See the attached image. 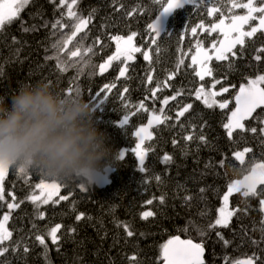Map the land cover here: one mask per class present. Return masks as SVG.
<instances>
[{"label":"trees","instance_id":"obj_1","mask_svg":"<svg viewBox=\"0 0 264 264\" xmlns=\"http://www.w3.org/2000/svg\"><path fill=\"white\" fill-rule=\"evenodd\" d=\"M166 0H77L72 11L83 18L92 15L91 23L87 29L78 33L69 43V51H75L78 45L93 46L95 55L91 57L92 66L88 67L83 75L75 79L71 86L81 88V96L89 101L93 107V121L97 128L104 133L105 142L111 152L101 169L109 165L112 168L110 180L100 186L96 183L89 185L77 178L61 180L66 187H62L58 195L52 200H59L60 196H67V200H60L58 204L39 205V210L45 212V218L37 217V205L26 198L38 194L41 189L35 185L44 176L39 170L32 169L27 177L18 176L10 171L3 182L4 200H0V219L8 212V229L13 233L11 242L5 246L10 250L0 256V264H129L133 253L138 255V264H160V246L172 236L182 239H193L200 242L201 237L185 226L189 220H196L204 224L208 219H215L216 209L220 207L219 196L226 191V185L233 179H240L254 163L264 162V134L259 131L241 133L237 130L234 137L229 139L222 124L226 122L227 115L236 107L235 96L242 83H247L246 77L264 73V52L261 61L254 56L257 49L264 47V31H259L253 38H246L243 49H236L238 57L230 55L228 61H217L215 57L209 60L211 76L203 80L195 75L196 67L192 64L191 56L196 50V43L212 49L213 42L218 44L221 34L217 32L206 33L198 30L193 37L191 28L204 21L211 25L221 19L220 14L214 17L207 15V8L221 6L224 17L230 19L227 0H211V3L202 4L198 9L186 5L183 9L174 10L166 19L163 27L166 30L158 38V50L149 48V35H154L147 29V25L155 19ZM247 3V0H239ZM56 3L50 0H32L31 4L22 12L21 18L0 31V96L10 100L13 93L22 84H33L39 80L51 82L58 90H66L70 86V78L76 77V69H69L61 74L56 69L55 60H46V56L53 54L51 45L64 37L70 36L76 22L67 17V4L57 8ZM260 4V3H257ZM122 6V7H121ZM133 8L138 9L132 17L127 12ZM120 9V10H118ZM65 13L62 18L61 13ZM246 9H233L232 14L242 15ZM57 19L68 27L61 31L56 30L52 35L51 24ZM25 27L36 26L35 31L23 32L21 22ZM47 23V27L43 25ZM251 23H256L253 21ZM137 32L134 43L143 50H150L151 63L145 61L141 53H135V59L128 62V71L125 77L117 79L119 68L123 66L120 61H114L112 66L103 74L99 73L98 65L112 55L116 50L110 35L127 36ZM16 37L18 43L12 42ZM99 38L100 43H96ZM17 49L19 53L17 54ZM46 49L48 51L46 52ZM67 60L68 57L64 56ZM88 59V57H85ZM183 60L177 70V63ZM153 74L151 84L147 81V73ZM175 73L174 78L167 80L169 73ZM94 73V74H93ZM167 80L168 87L164 86ZM214 80L216 84L213 89ZM160 89L156 97H152L151 89ZM115 84L116 87L107 94L108 98L95 97L104 84ZM201 84L208 91L219 92L227 87L229 91L215 97L217 101L228 100L227 109L215 106L211 109L190 95ZM128 92L121 96L123 90ZM176 96L169 100L167 105L161 102L165 97ZM146 98V99H145ZM144 100L145 112L138 108V103ZM192 104V109L180 118L175 119L176 112L185 104ZM165 109L163 115L170 117L166 123L153 126L152 140H146L144 146L149 148L145 157L144 171L140 166L132 149L136 144L135 130L145 124L150 114L160 115V109ZM134 114V115H133ZM125 115H129L126 125L119 122ZM255 115L264 117V109ZM202 129L200 125L205 124ZM184 125V127H181ZM195 125V128H192ZM256 126L259 122L248 120L246 127ZM195 135L204 134L208 144H201L199 140L187 142L183 137L188 132ZM177 144H173V140ZM244 148L252 149L245 153V163L242 165L233 156L234 152ZM122 149H126L124 157L119 158ZM167 153L173 157L169 163L162 162L163 155ZM224 160L221 167L219 162ZM209 165V167H205ZM159 176L160 180L156 177ZM83 183L86 190L81 191L79 185ZM204 187V199L200 198L199 189ZM8 193H14L15 201ZM193 195L194 199L186 204L185 195ZM163 195L165 203L160 204L156 199ZM153 199V204L145 202ZM18 203L20 206L9 210L8 203ZM247 207L246 213H238L228 228L217 229L222 232L230 243L225 246L218 240L215 233L205 238L206 264H233V262L255 253L260 257L259 264H264V241H261V220L264 214L259 211L257 198H249L244 202L240 194L230 197V207ZM154 211L156 215L147 220L141 219L144 211ZM206 216L201 217L200 213ZM84 213L82 220L76 221L75 216ZM118 222L131 226L134 236L127 237L123 227ZM62 224L59 233L62 239L59 251L47 240L48 249L39 245L35 235L46 232L47 228L55 224ZM35 225V227H33ZM69 228H75V233H69ZM143 233V235H141ZM260 241L253 244L252 241ZM20 245L15 252L11 251ZM29 248L24 252V246ZM45 255L47 259H45ZM228 258L227 260L225 258Z\"/></svg>","mask_w":264,"mask_h":264},{"label":"snow or ice","instance_id":"obj_2","mask_svg":"<svg viewBox=\"0 0 264 264\" xmlns=\"http://www.w3.org/2000/svg\"><path fill=\"white\" fill-rule=\"evenodd\" d=\"M32 0H0V31H3L5 26L12 24L16 20L21 18L22 12L31 4ZM52 3H56V0H50ZM66 0H59V3L56 4L57 8H61L65 6ZM159 2V0H157ZM211 3V0H166L165 3L162 4V8L159 11L158 15L155 16V19L152 20L151 23L147 25V29L154 33V35H149L148 39L150 40L149 48L156 47L158 50V38L166 32L161 26V17L172 13L174 10L183 9L186 5H192L194 9H198V7L202 4ZM223 3V0H221ZM231 6L228 8V12L230 15V23H225V17L223 13V8L221 6H213L207 8V15L209 17H214L216 14H220L221 19L218 23H212L211 25H206L204 21H200L199 24L195 27L191 28V32L193 37L195 38L198 30L206 33L213 32H221L225 39L220 41V46H216V42H213L212 49H214V56L217 61H228L230 59V55L233 58L238 57V52L236 49L239 47L243 49L246 45V38H253L255 34L259 31L264 30V0H247V3H240L239 0H227ZM260 3L261 6L256 7L255 4ZM77 4V0H71L70 4H67V8L69 11L67 12V17L74 19L76 22L72 25L74 31H72L70 36L64 37L60 40H56L52 45L51 49L53 54L50 56H46V60H55L56 61V69L61 73H67L69 69H76L77 75L76 77L70 78V86L67 87L66 90H62L65 95H81L80 87L71 86L75 79H78L80 75H83L86 69L91 64V57L95 55L93 51V46L83 47L82 45H78L75 51H69V43L73 41V38L77 36L78 33L83 32L87 29L88 25L91 23L92 15L87 18H83L78 15L76 12L72 11L74 5ZM122 7V6H121ZM233 9H246L247 12L245 15H235L232 14ZM120 10V9H118ZM138 11V9L133 8L132 11L127 12L128 17H132L133 14ZM259 14V15H257ZM65 13H61V17L63 18ZM258 20L257 26H252L251 22ZM47 27V23L43 25ZM245 26L250 27V31H245ZM68 26L62 22V19H57L54 23L51 24V28L53 30L52 35H56V30H65ZM21 29L23 32L35 31L36 26L33 25L31 28L25 27L23 21L21 22ZM138 36L137 32H131L126 37L123 35H110L109 39L115 42L116 50L109 55L106 60L98 65L99 73H105L113 64L114 61H120L123 66L119 68V73L117 79L121 77H125L128 71V62L135 59V53H141L145 61L151 63L152 56L150 55V50H143L141 47H138L134 43V38ZM13 43H18L16 37H12ZM96 43L99 44V38L96 39ZM19 49H17V54L19 53ZM48 49H46V52ZM260 52H264V47L257 49V53L254 56L256 61H261L262 56L259 54ZM230 54V55H229ZM64 56H67L68 59H63ZM88 57V59H85ZM192 64L197 65L199 70L195 72V75L203 80L205 76L212 75V69L207 66V62L212 59V54L202 48L201 43L197 41L196 43V53L192 55ZM183 64V60L181 59L177 63V70L180 65ZM94 74V73H93ZM175 73H169L167 80L174 78ZM154 77L151 72L147 73V81L149 84L153 81ZM167 80L164 82V86L168 87ZM247 83H242L240 85L239 91L235 96L236 107L231 110V112L227 115L226 122L222 124L223 129L226 132V135L229 139L234 137V133L239 130L241 133L251 132L253 134L259 131L260 134H264V117L259 115H255L258 110L264 109V73L256 74L253 77H246ZM51 83V82H50ZM221 83L219 80H214L213 89L216 84ZM160 83H157L156 88L151 89L152 97H156L157 92L160 89ZM116 87L115 84H104L100 91L96 92L95 97H101L103 95L104 98H108L107 94L110 93ZM229 91V88L223 87L220 89V92L216 91H208L205 89L204 85L201 84L198 88H195L190 95H194L195 99L201 101L205 107L211 109L215 106H218L220 109H227L229 105L228 100H224L222 102L217 101L215 97L221 95L222 93H226ZM128 92V89L125 88L121 93L123 96ZM180 92H177L176 95L172 97H165L161 102L163 105H167L169 100H175L177 95H180ZM146 99V98H145ZM192 104H185L179 108L176 112L175 119L179 122L181 117H184L190 109H192ZM138 108L148 111L146 108L144 100H141L138 103ZM160 115L153 113L146 126H141L137 128L134 135L137 137L138 142L132 151L135 153L136 158L140 164V171H144L145 157L148 154L149 148L144 146V142L146 140L153 139V133L150 129L153 126H158L166 123L170 117L163 115L165 109L161 107ZM134 115V114H133ZM255 120L259 122V128L256 126L246 127V122L248 120ZM129 121V115H125L122 120H120L121 125H126ZM206 126L205 124L200 125V128ZM184 127V125H181ZM195 125H192V128H195ZM183 139L187 142L199 140L201 144H208V139L204 134H199L198 136L193 134V132H188ZM172 143L175 145L177 141L174 139ZM252 149L244 148L243 151H237L233 153V156L237 161H239L242 165L245 161V153L251 152ZM125 152L122 150L119 154V158H123ZM173 157L167 153H165L162 157V162L169 163L172 161ZM220 166L224 165V160L219 162ZM205 167H209V165H205ZM15 171L18 176L27 177L28 173L32 169H24L22 167H17L14 165H8L4 163H0V200H4V190H3V182L5 177L10 173V171ZM157 180H160V177H156ZM62 187H66V185L61 180L51 179L49 181H45L43 178L39 183L35 185V188L41 189V195H29L26 199L31 201L33 204H36L37 207V217L39 219L45 218V212L39 210V205L41 204H49L51 201L53 204H58L60 200H67V196H60L59 200H52V196L59 192ZM80 190H86L85 184L81 183L79 185ZM207 191L206 188L201 187L199 189L200 198L204 199V193ZM46 193V194H45ZM233 194H240L245 203L249 198H257L259 202V211L264 214V162L254 163L251 168L247 171V174L243 175L242 179H233L229 181L226 185V191L223 192L222 196H219L221 201V205L216 209L215 219H208L206 223L201 224L196 220H189L185 226V231L189 229L194 230L197 235L201 237L200 242H195L193 239H184L182 240L180 236H172L169 240H167L164 244L160 246V256L159 260L162 261V264H206L203 259L206 248H205V238L209 237L211 233H215V236L218 240L223 241L224 245L227 246L230 242L224 238L221 231L217 230L220 228H228L231 224L232 219L237 216L238 213H246L247 207L241 208L239 206L230 207V197ZM8 195L12 196L13 201H15L14 193H8ZM159 200L160 204L165 203V197L161 195L156 198ZM184 201L186 204L190 203L194 196L189 194L184 196ZM147 205L153 204V199H149L145 202ZM20 205L18 203L12 202L8 203L7 207L11 211L15 208H18ZM156 213L154 211H144L140 214L141 219L147 220L149 217H154ZM203 218L206 216L205 212L200 213ZM84 213H79L75 216L76 221H80L84 218ZM9 220V214L6 213L2 219H0V256L5 255L10 248L6 247V242H11V238L13 233L5 227L6 222ZM261 241H264V219L261 220ZM118 226L123 227L124 232L127 237L134 236V232L131 229V226L118 222ZM35 227V225L33 226ZM63 228L62 224H55L54 226H50L47 228L46 232L38 233L35 235V240L41 245L45 252L48 249L47 240L50 239L52 245L56 246L57 251H59V244L62 239V236L59 234L61 229ZM75 228H69V233H75ZM143 235V233H141ZM260 241L253 240V244H258ZM20 241L16 242V247H12L11 251L15 252L17 247L20 245ZM29 248L25 245L24 252L27 253ZM45 259L47 256L45 255ZM129 259V264H138V255L133 253ZM228 259L227 257L225 258ZM260 257H258L255 253L252 256L247 257L243 260H238L233 262V264H259Z\"/></svg>","mask_w":264,"mask_h":264},{"label":"clouds","instance_id":"obj_3","mask_svg":"<svg viewBox=\"0 0 264 264\" xmlns=\"http://www.w3.org/2000/svg\"><path fill=\"white\" fill-rule=\"evenodd\" d=\"M110 152L83 96L45 80L20 85L10 100L0 96V163L92 185Z\"/></svg>","mask_w":264,"mask_h":264},{"label":"rangeland","instance_id":"obj_4","mask_svg":"<svg viewBox=\"0 0 264 264\" xmlns=\"http://www.w3.org/2000/svg\"><path fill=\"white\" fill-rule=\"evenodd\" d=\"M255 6L256 7H259V6H261V4H255ZM246 12H247V10H246ZM170 14V13H169ZM169 14H166V15H164V16H162L161 17V26H162V28L164 27V25H165V22H166V19H167V17H168V15ZM246 14V13H245ZM245 14H242V15H245ZM257 15H259V14H257ZM219 22V20L217 21V22H215V23H218ZM225 23L226 24H228V23H230V19H226L225 18ZM252 24V26L254 27V26H257L258 25V20H256V23H251ZM244 30L245 31H250V27H248V26H245V28H244ZM264 31V30H263ZM219 32V31H218ZM220 34H221V37H220V40H219V42L220 41H222V40H224L225 39V37H224V35L221 33V32H219ZM126 37V36H125ZM218 42V44L216 45L217 47H219L220 46V43ZM202 48H204V49H206L208 52H209V54H212V57H215L214 56V49L211 51V50H209L208 48H205V47H203L202 46ZM196 53V50H195V52L192 54V55H194ZM192 57V56H191ZM192 60V59H191ZM207 66L209 67V61L207 62ZM195 67H196V71L197 70H199V68H198V66L197 65H195ZM213 91V90H212ZM238 91H239V89H238ZM237 91V92H238ZM220 92V91H219ZM152 114H150L149 115V118H150V116H151ZM149 118H148V120H149ZM148 120H147V122L145 123V124H142L141 126H146L147 124H148ZM141 126H139V127H141ZM138 127V128H139ZM137 130V129H136ZM135 130V131H136ZM150 131H151V129H150ZM138 142V139H137V137H136V143ZM135 146H136V144H135ZM135 148V147H134ZM133 148V149H134ZM124 152H126V149H122ZM240 151H243V150H240ZM137 161H138V159H137ZM258 163H260V162H258ZM138 165L140 166V164H139V161H138ZM111 171H112V168H111V166H109V165H107V166H105L103 169H100V171L98 172V174H97V176H96V178H95V180H94V183H96L97 185H100V186H103V185H105V184H107L108 182H109V180H110V173H111ZM243 178V177H242ZM242 178H240V179H242ZM60 191V190H59ZM41 192H42V190L38 193V194H35V195H37V196H40L41 195ZM46 194V193H45ZM59 194V192L58 193H56V194H54L53 196H52V198L55 196V195H58ZM6 213H8V212H6ZM6 213H4V215L6 214ZM3 215V216H4ZM3 218V217H2ZM1 218V219H2ZM5 227H7L8 228V226H7V222H6V224H5ZM247 257H244V258H241L240 260H243V259H246Z\"/></svg>","mask_w":264,"mask_h":264},{"label":"water","instance_id":"obj_5","mask_svg":"<svg viewBox=\"0 0 264 264\" xmlns=\"http://www.w3.org/2000/svg\"><path fill=\"white\" fill-rule=\"evenodd\" d=\"M182 239V238H181ZM182 240H184V239H182ZM160 264H162V261H161V263Z\"/></svg>","mask_w":264,"mask_h":264}]
</instances>
